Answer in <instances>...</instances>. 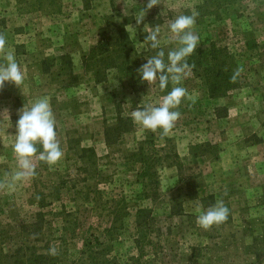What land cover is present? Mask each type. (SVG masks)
Returning <instances> with one entry per match:
<instances>
[{
	"label": "rangeland",
	"instance_id": "obj_1",
	"mask_svg": "<svg viewBox=\"0 0 264 264\" xmlns=\"http://www.w3.org/2000/svg\"><path fill=\"white\" fill-rule=\"evenodd\" d=\"M147 3L0 0V33L24 73L22 90L6 83L0 91V179L16 169L12 145L18 110L38 98L47 97L51 105L63 151L52 167L34 159V177L0 190V264H21L50 247L57 250L56 264H80V243L61 242L68 238L61 230L64 223L49 214L62 203L66 209L74 204L52 200L50 183L74 172L79 149L90 147L98 170L109 175L119 169L120 187L139 192L140 166L116 164L145 132L152 133L154 149L167 154L157 167L158 196L139 201L150 209L154 230L135 241L131 209L107 255L117 264H264V0H161L137 26L135 16ZM193 12L198 13L192 31L199 44L188 58L191 73L163 91L155 87L157 81L132 92L133 80L140 77L137 69L155 54L140 44L148 35L144 27H160L167 63L168 51L178 46L170 22ZM238 66L244 71L232 83ZM174 86L185 88L187 95L167 137L131 119V131L113 135L106 144L104 128L115 126L118 110L130 117L142 102L158 106ZM37 195L45 203L35 202ZM217 201L229 208L228 219L205 231L197 226V216ZM37 212L46 220L34 226ZM105 221L102 216L98 225L107 227Z\"/></svg>",
	"mask_w": 264,
	"mask_h": 264
},
{
	"label": "clouds",
	"instance_id": "obj_2",
	"mask_svg": "<svg viewBox=\"0 0 264 264\" xmlns=\"http://www.w3.org/2000/svg\"><path fill=\"white\" fill-rule=\"evenodd\" d=\"M159 4L161 0H148L146 9L139 10L135 16L137 26L143 23L147 10ZM197 15L196 12L191 15H180L170 22L171 38L178 46L168 51L167 63L165 51L161 48L160 27L158 25L154 29L144 27L148 35L140 44L142 47L147 45L145 49L153 50L155 54L149 56L147 62L137 69L142 83H147L151 88L158 81L159 88L163 91L168 87L169 82L180 85L182 80L191 73L194 65L188 63V58L195 53L199 44V37L192 31ZM6 43V36L0 33V53H3L4 61L0 63V91H3L6 83L22 90L24 73L13 52L6 51ZM243 71L242 66L234 69L230 82H237ZM186 95L185 88L174 86L161 98L158 106L142 102L143 106L140 105L133 110L130 117L135 125L153 133L159 131L161 137H167L181 117L178 109ZM18 116L15 140L12 145L16 169L4 173L3 179H0V190L14 188L17 183L34 177L36 175L34 159L52 167L63 157L55 131V115L47 97L38 98L31 106L25 104L18 110ZM37 145L42 146L43 149L39 153ZM229 212V208L222 201H217L197 216V226L205 231L211 230L213 226L218 227L227 221ZM56 253V248L50 247L49 254L56 255Z\"/></svg>",
	"mask_w": 264,
	"mask_h": 264
},
{
	"label": "trees",
	"instance_id": "obj_3",
	"mask_svg": "<svg viewBox=\"0 0 264 264\" xmlns=\"http://www.w3.org/2000/svg\"><path fill=\"white\" fill-rule=\"evenodd\" d=\"M100 45L105 46L103 50H107L105 44ZM97 50V47L91 49L92 56ZM133 84L130 89L132 92L139 91L148 85L141 82V77L133 80ZM155 87L160 90L159 87ZM112 106L117 108L118 104ZM115 120L117 121L115 126L104 128V139L108 145L111 143L113 135L119 136L121 133L129 132L132 129L131 118L121 116L119 110L116 113ZM144 134H146L144 138L138 140L134 147L122 156L123 161L116 164V167L121 165L125 168L130 166L131 163L140 166L139 171L136 173L137 182L141 187L139 192L126 193L120 187L122 178L119 169L116 168L109 175L98 170L94 160V151L90 147L79 149V153L75 156L77 162L73 167L74 172L67 171L56 182L50 183L49 190L53 194L52 200L60 203L67 200L74 204L70 209H66L64 203H62L60 210H51L49 214H51L52 220L58 218L64 223L61 230L67 233L68 238L67 240L66 238L61 239V242L66 244L70 240V243H80V247L77 249L80 255L78 261L80 264H117L115 258L107 255L109 244L118 231L124 227L125 217L129 215L131 209H135L131 222L137 237L135 241H138L139 237L146 238V233L154 230L150 209L141 207L139 201L144 198L153 199L158 196L157 167L164 165V158L167 154L161 156L154 149L152 133L145 132ZM148 134L152 138L148 137ZM42 163V161L37 160V165L40 166ZM34 201L38 204L45 203V199L40 195L35 196ZM35 215L37 219L34 226L36 224L41 225L46 220L43 219L41 212H37ZM102 216H105L107 227L98 225ZM27 226L23 227V232H27ZM10 256L7 254L2 255L6 259ZM54 256L50 255L49 251L45 253L36 252L19 262L21 264H56ZM133 264L135 263L133 262Z\"/></svg>",
	"mask_w": 264,
	"mask_h": 264
}]
</instances>
